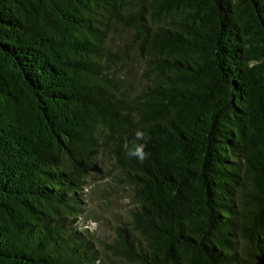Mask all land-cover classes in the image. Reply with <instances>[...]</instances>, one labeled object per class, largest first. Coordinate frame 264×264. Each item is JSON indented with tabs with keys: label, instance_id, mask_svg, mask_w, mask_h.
Returning <instances> with one entry per match:
<instances>
[{
	"label": "trees",
	"instance_id": "16d2710c",
	"mask_svg": "<svg viewBox=\"0 0 264 264\" xmlns=\"http://www.w3.org/2000/svg\"><path fill=\"white\" fill-rule=\"evenodd\" d=\"M104 150L134 203L109 246L80 229ZM110 247L264 264V0H0V264Z\"/></svg>",
	"mask_w": 264,
	"mask_h": 264
},
{
	"label": "rangeland",
	"instance_id": "374dc122",
	"mask_svg": "<svg viewBox=\"0 0 264 264\" xmlns=\"http://www.w3.org/2000/svg\"><path fill=\"white\" fill-rule=\"evenodd\" d=\"M139 80V74L133 77V82ZM94 178L89 181V188L84 191L86 214L88 218H81L80 229H86L102 244L109 246L117 240L116 228L129 225L133 199L130 186L124 181L122 171L116 166L109 150H104L98 160ZM97 182L100 183L97 186ZM100 243V242H99ZM102 247V246H101ZM112 247L106 249L101 263L97 264H130L126 257L113 252Z\"/></svg>",
	"mask_w": 264,
	"mask_h": 264
},
{
	"label": "clouds",
	"instance_id": "9594fccd",
	"mask_svg": "<svg viewBox=\"0 0 264 264\" xmlns=\"http://www.w3.org/2000/svg\"><path fill=\"white\" fill-rule=\"evenodd\" d=\"M148 137L145 132L142 130H137L135 133V137L132 141H129L127 137H124L122 142V149L125 151L126 155L130 158H136L139 162H143L148 158L150 153L145 151L146 141ZM144 141V142H140Z\"/></svg>",
	"mask_w": 264,
	"mask_h": 264
}]
</instances>
